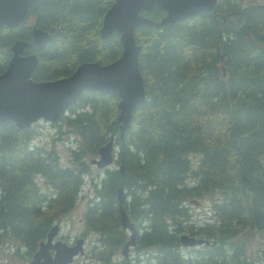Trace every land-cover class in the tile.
<instances>
[{"label": "trees", "instance_id": "16d2710c", "mask_svg": "<svg viewBox=\"0 0 264 264\" xmlns=\"http://www.w3.org/2000/svg\"><path fill=\"white\" fill-rule=\"evenodd\" d=\"M111 2L35 0L18 25H0V72L15 38L27 40L24 51L36 55L34 80L68 75L83 61L115 59L118 32L99 35ZM140 12L151 19L133 32L144 99L121 136L118 98L89 88L52 123L74 136L69 164L52 147L30 144L33 123L0 122V243L14 253L23 248L29 259L56 215L73 207L83 176L92 180L86 156H96L111 135L114 165L92 180L83 213L84 231L96 234L91 257L109 261L128 237L119 220L121 186L135 233L119 264H129L131 251L135 262L247 264L252 231L262 238L257 264H264V0H217L215 12L164 24L162 7ZM31 25L50 32L41 49L31 42ZM205 196L208 213L197 222L191 199ZM181 232L209 243L183 250Z\"/></svg>", "mask_w": 264, "mask_h": 264}, {"label": "water", "instance_id": "95a60500", "mask_svg": "<svg viewBox=\"0 0 264 264\" xmlns=\"http://www.w3.org/2000/svg\"><path fill=\"white\" fill-rule=\"evenodd\" d=\"M34 1L0 0V25H18L25 18L27 7ZM216 2L217 0H112L102 15L99 35L104 38L112 31L118 32L121 44L119 56L106 63L98 60L80 62L68 75L55 79H32L31 71L36 63V55L24 51L27 40L15 38L9 45L11 55L0 72V122L12 120L18 128L27 127L37 119L57 122L59 115L77 99L80 92L89 88L118 98L117 120L121 136L133 107L144 99L142 76L138 69L140 44L135 41L133 32L139 24L151 19L140 10H148L154 5L162 7L165 13L159 18V23L164 24L187 18L202 10L215 12ZM30 36L33 45L41 49L50 38V32L31 25ZM113 149V138L110 135L98 147L97 155L90 157L88 162L97 168L107 167L113 162ZM116 195L120 224L129 231L120 248L122 256L127 258L128 248L134 243L135 229L122 209L125 192L121 186L117 188ZM191 202L197 204V200L191 199ZM58 228L56 220L50 225L45 237L39 240L28 264H69L75 255L83 252L82 236L76 237L72 243L61 239L53 240ZM178 239L183 246L209 243L207 239L186 232H181Z\"/></svg>", "mask_w": 264, "mask_h": 264}, {"label": "rangeland", "instance_id": "374dc122", "mask_svg": "<svg viewBox=\"0 0 264 264\" xmlns=\"http://www.w3.org/2000/svg\"><path fill=\"white\" fill-rule=\"evenodd\" d=\"M243 2L255 1V0H242ZM56 123V122H55ZM54 124V123H53ZM36 132L33 134L30 144H40L46 148L52 147L57 153L59 162L61 164H69V153L70 148L73 147L75 141L72 133H68L63 130L64 127L58 129L56 125H52V122H47L44 119H38L33 122L32 125ZM193 159L196 158L194 155L191 156ZM90 158V156H86ZM90 164V163H89ZM114 165V162L108 166ZM92 180H97L100 175L103 174L105 168H97L90 164ZM38 182L40 186L49 192L46 184L39 178ZM90 175H84L80 189L76 195V199L73 207L66 215L58 214L55 220H58L59 228L58 234L61 235V240H74L77 236H83V252L75 255L70 264H119L122 258V254L118 250L116 255L111 257L109 261L103 262L95 259L89 255L91 246L96 238V234L93 231H84L83 213L86 207V203L93 197V186ZM197 199V198H196ZM210 204V198L205 196L197 199V204H192L191 216L192 218L200 222L208 211ZM84 232V234H82ZM247 244L245 250V256L247 258V264H257L258 258L261 254L260 247H262V238L258 231H252L246 233ZM74 237V238H73ZM183 250L192 246H182ZM130 259L126 261L129 264H153L151 260H142L135 262L132 257L135 253L129 252ZM30 259V258H29ZM29 259L23 254V248L18 253H14L12 246L3 241L0 243V264H28ZM130 260V262H128Z\"/></svg>", "mask_w": 264, "mask_h": 264}, {"label": "flooded vegetation", "instance_id": "af4514ba", "mask_svg": "<svg viewBox=\"0 0 264 264\" xmlns=\"http://www.w3.org/2000/svg\"><path fill=\"white\" fill-rule=\"evenodd\" d=\"M78 237V236H77ZM61 238V235L60 234H58V232H57V234L55 235V237L53 238V240L54 239H60ZM74 238V237H73ZM76 238V237H75ZM74 238V239H75ZM64 241V240H63ZM74 240L72 239V240H70V241H68V240H65V242H67V243H72ZM50 252H52V249H50L49 250ZM70 264V263H69Z\"/></svg>", "mask_w": 264, "mask_h": 264}]
</instances>
